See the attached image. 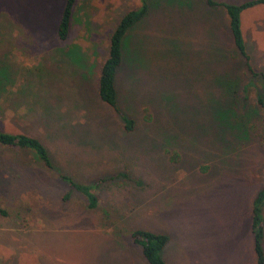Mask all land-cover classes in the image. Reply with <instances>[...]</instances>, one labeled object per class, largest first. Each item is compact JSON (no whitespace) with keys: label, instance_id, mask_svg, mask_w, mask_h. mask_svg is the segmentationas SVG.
Returning a JSON list of instances; mask_svg holds the SVG:
<instances>
[{"label":"rangeland","instance_id":"1","mask_svg":"<svg viewBox=\"0 0 264 264\" xmlns=\"http://www.w3.org/2000/svg\"><path fill=\"white\" fill-rule=\"evenodd\" d=\"M146 1L122 45L117 112L99 100L97 78L110 34L140 0H76L62 40L64 0H0V62L12 72L0 130L37 138L51 165L0 147V264H146L132 230L166 235V264H256L264 81L234 49L221 6ZM239 28L247 66L264 75V4L243 9ZM68 180L90 186L97 205ZM262 217L264 252V207Z\"/></svg>","mask_w":264,"mask_h":264},{"label":"trees","instance_id":"2","mask_svg":"<svg viewBox=\"0 0 264 264\" xmlns=\"http://www.w3.org/2000/svg\"><path fill=\"white\" fill-rule=\"evenodd\" d=\"M140 5L135 10H130L124 14L118 21L116 27L110 34L107 46V52L104 60L99 69V75L97 78V96L99 100L108 106L113 111H119L117 107V88L115 81L118 70L122 65V45L129 29L132 28L137 22H139L148 12V3L146 0H140ZM209 7L221 6L226 14L228 20V27L231 35V40L234 49L241 56L246 64L247 71L252 76H259L264 81V75L262 73H256L251 71L248 64V56L245 53L244 45L239 28V13L250 6L255 4H264V0H255L247 3L240 4L238 6L224 5L214 2L213 0H204ZM76 0H64L63 8L59 16L56 35L60 40L64 39L67 35L71 24L72 12L75 7ZM230 78V83L223 88L226 95L231 94V97L235 93L236 79ZM12 78L11 69L0 62V89H5V83ZM230 102V108H225L227 112L231 113V117L235 118L234 123L238 122L241 117L234 114L233 102L230 96L228 97ZM259 105L263 107L262 100L257 99ZM263 112V111H262ZM124 130L130 131L133 127L132 120L123 119ZM237 130V129H236ZM239 131V130H238ZM0 147L13 148L22 151L31 152L33 157H36L43 165L50 168V161L47 156L46 148L35 137L28 136L19 133H8L0 130ZM63 178V177H62ZM69 181V180H68ZM70 182V186L75 188L84 198H88V208H94L97 205V200L90 191V186H78ZM88 191V192H87ZM264 207V184L255 193L252 199L250 207V230L252 235V251L255 256L256 264H264V252L261 246L262 234H263V217L262 209ZM0 216H6V212L0 208ZM130 241L133 245L139 247L140 254L145 260L146 264H166L161 254L166 244L168 243V237L164 234L154 233L147 230H132L129 234Z\"/></svg>","mask_w":264,"mask_h":264}]
</instances>
